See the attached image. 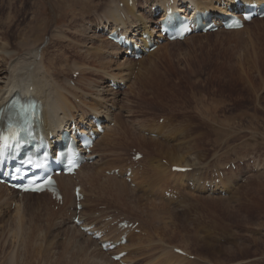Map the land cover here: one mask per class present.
Here are the masks:
<instances>
[{"label":"rangeland","instance_id":"obj_1","mask_svg":"<svg viewBox=\"0 0 264 264\" xmlns=\"http://www.w3.org/2000/svg\"><path fill=\"white\" fill-rule=\"evenodd\" d=\"M143 1L137 0L139 3ZM150 2H146L145 6ZM111 3L112 0H85L73 7L59 9V0H0V83L6 79L9 65H12L19 56L24 55L23 51H18L19 47L24 50L34 46L37 53L39 55L41 53V57L45 50L52 49L55 52L52 55L56 56L54 62L58 63L51 61L50 64H47L45 61V65L50 76L55 77L54 79L59 82L58 84L53 83V85L57 89L62 85L67 90L76 86L77 89L72 92L77 93L78 100L81 98V101L77 102L76 99L73 100L74 97L68 91H65L68 100L71 99L70 107L74 106L72 107L74 110L70 109L71 112L76 111L78 114L87 115V112H90L88 105L98 99L104 101L103 103L113 113L111 117H114V120L107 123L110 126L106 129V131L109 130L106 133L109 134L105 138L107 140L104 141V137H100L101 140L95 147V150L101 155L97 157L99 165L90 167L89 171L126 164L131 147L146 154L143 159L145 161L147 157L148 164L141 162V165H148L147 173L143 172L139 180L141 181L144 176H150L147 180L151 178L149 181L151 188L150 183L142 182V190H134L130 187L131 185L121 180L123 178L107 177L102 169L95 176L94 182L90 183V185L94 184L99 176L101 184L102 180L107 177V182H103L105 188L98 192L99 196L97 197L100 199L97 200L95 194L86 191V195H92V200L94 197L97 204L105 203L104 199L108 200L111 203L109 205L110 212L121 213L123 216L138 220L139 234L130 233L129 239L132 234V240L130 239L128 245L126 244V248L129 249L127 254L129 261H133L135 264H146L149 260L154 263V259L159 258L164 249L171 254L173 252L171 249L183 248L185 254V248L188 255H193V260L199 254L201 258L198 262L203 264H264V210H262L264 209V18L256 19L240 30H219L191 35L188 39H183L182 42L180 40L163 42L154 52L135 62L123 60L121 55H118L119 52L114 53L115 50L105 44L108 47L105 46L107 49H103L108 52L111 50V53L109 52L107 56L102 53L103 58L102 55L96 56V59L93 57L94 61L85 53L90 48L89 52H91L101 41L104 42L105 38L97 35L94 28L98 24L96 20L101 19L103 23L106 22L103 6L106 5L108 8ZM140 4L136 5L138 13L143 12L140 11L142 8ZM80 31L81 33H79ZM80 34L83 35L81 39ZM77 35L81 41L77 39ZM34 37L38 39L32 43L31 40ZM24 39L28 40V43L20 45L19 42ZM54 40L59 47L51 46ZM102 43L100 46L103 45ZM61 44H64L63 48H61ZM71 46L75 51H72ZM1 54L8 58L3 59ZM114 54L117 56H113ZM9 55L12 56L11 59H9ZM121 62L130 63L131 68L129 67L128 70L120 67ZM102 66L103 68H101ZM77 68L85 69L86 74L82 75L85 78L80 83L77 82L78 79L81 81L80 78H74L75 84L68 85V78H73L71 72ZM92 69L96 72H92ZM109 72L123 76V80L121 79L123 85L120 90L112 91L109 88ZM106 75L108 76L106 77ZM113 93L115 94L113 95ZM77 107L81 110H78ZM200 109L203 112L210 111L212 119L208 122L203 121L201 115H198ZM158 118L159 123L157 122ZM163 119L164 122H161ZM137 126H142L143 129ZM149 126L154 129L155 127L159 129L161 126L162 131L164 130L165 134L169 135L170 140L149 136L148 130L144 129ZM152 138L164 143L166 145L164 149L170 147L192 159L195 162L193 166L197 168L195 171L191 168L193 174L200 177L205 175L208 169L221 165L227 159L243 160L248 155L256 157L261 163V168L258 173L250 175L247 181L240 186H234L238 181H234V185L230 184H233V179L237 174L231 169L215 173L220 179L221 187L227 186L228 190L233 188L226 196L220 197L208 195L200 190L197 192L188 190L185 191V200L180 199L182 202L164 200L165 198H162L164 195L162 194L161 197V193H158L156 189H164L166 184H173V182L171 179L164 183L162 181L163 184L158 186L160 180H157L153 175L151 166L155 164V160L158 162V159L166 160L167 157L160 150L158 144L149 141ZM109 139L115 141L108 143ZM116 141L118 145L114 144ZM141 165L136 169H140ZM143 166L141 169L145 171L146 167L143 168ZM199 167L202 171L199 170ZM177 174L183 173L177 172ZM193 174L184 173L183 175L192 178ZM236 179L238 180L237 177ZM119 181L121 185L122 182L125 183V186L127 185V190L123 187H121L123 189L119 188L117 183ZM131 181L133 180L131 179ZM135 182L137 185L136 177ZM107 183L108 185L113 184V186L110 185L107 189L105 186ZM184 186L180 188L184 189L186 187ZM95 188L97 187L95 186ZM118 188L124 191L121 192ZM261 191L263 192L260 193ZM116 193H118V197ZM249 196H255L254 200ZM18 197H15L14 200L20 199ZM116 197L119 199L117 200ZM25 200L28 203L21 221L20 240L12 241L13 235L20 228L16 219L13 218L14 209L12 207L14 206L4 205L1 208L0 243L4 245V251L0 252V264H21L22 261L28 259L26 253L34 260L38 259L45 255L43 254L44 247L47 248L44 249L45 252L51 253L48 240H51L52 232L55 237L52 240L56 243L52 249L56 256L54 258L60 256L59 251H64L66 252L64 261L70 262L71 259H75L81 264L95 262L92 259L85 262L88 257L85 250L79 251L77 248L81 242L84 246L95 247V252H99L100 248L96 245L97 243L94 245L88 242L85 239V234L82 235L83 237L77 236L71 229L68 212L63 209H55L48 196L38 199L30 196ZM128 201L130 203H127ZM94 203L95 201L91 204L92 210ZM88 209L84 211L85 218H90L91 212L87 213ZM254 209L260 210L261 215L256 212L255 215L250 216V211ZM142 219L145 220V223L142 222ZM260 225L259 234L263 235L261 238L258 237L259 234L257 236L256 232H253V229ZM44 233H46L45 238H43ZM251 235L261 240L262 244L260 243L258 249L253 246V240L248 239ZM74 238L79 240L80 244L76 242L77 245H74ZM134 241L136 242L134 243ZM10 244L16 246L13 261L9 259L11 252L9 249L12 247ZM224 247L229 248L224 249ZM207 257L212 259V262L207 261ZM32 258L31 260L34 261ZM214 261L224 263H215ZM114 264L118 263L114 262Z\"/></svg>","mask_w":264,"mask_h":264},{"label":"bare ground","instance_id":"obj_2","mask_svg":"<svg viewBox=\"0 0 264 264\" xmlns=\"http://www.w3.org/2000/svg\"><path fill=\"white\" fill-rule=\"evenodd\" d=\"M85 1V0H84ZM83 0H59V4H58V8L59 9H65L67 7H73L74 5H77L79 3H82L84 2ZM122 1V7L120 8L119 7V2ZM164 0H155V2H162ZM182 3H188L190 6H192L193 8H198V9H209V10H212V9H215L217 8L216 6H214V3L215 2H220L221 0H181ZM233 1V0H232ZM128 0H112V3L109 4L108 8H106V5L103 6V12H105V17H106V22L108 23H111L113 25H120L121 27H123L124 29H127L128 27H133V26H136L137 28H140V27H148V25H150V20L147 21L148 17L147 15L143 14V12L141 13H138V9H137V6L135 5V3L132 1V4L129 5L128 4ZM249 2H251V0H249ZM110 3V2H109ZM177 4V3H176ZM141 7V6H140ZM177 7H181L183 8L181 5H178ZM180 11H183V9H180ZM165 13V11H164ZM164 13L161 15V16H164ZM74 20V19H73ZM72 20V21H73ZM71 21V22H72ZM75 21V20H74ZM73 21V23H74ZM89 21V20H88ZM105 22V21H104ZM149 22V23H148ZM71 25V24H70ZM69 26V25H68ZM72 26V25H71ZM82 28V27H81ZM81 28H79L80 30H82ZM84 29V28H83ZM76 30V29H75ZM86 30V29H84ZM237 30V29H236ZM79 31V30H78ZM91 31V30H90ZM89 31V32H90ZM61 32V31H60ZM59 32V33H60ZM76 32V31H74ZM88 32V30H87ZM216 32V31H215ZM58 33V34H59ZM68 33V32H66ZM72 33V32H71ZM81 33V31L79 32ZM83 33V31H82ZM86 33V32H84ZM63 34V33H62ZM76 35V33H75ZM62 36V35H61ZM72 36V34H71ZM78 36L77 35V39H78ZM83 36V35H82ZM81 34H80V39H81ZM90 36V35H89ZM56 37V36H55ZM59 37H60V34H59ZM58 38V37H57ZM76 38V37H75ZM74 38V39H75ZM90 38V37H89ZM37 37H34L31 42L32 43H35L37 41ZM76 39V40H77ZM78 39V40H80ZM91 39V38H90ZM99 39V38H98ZM185 39V38H184ZM188 39V38H187ZM59 40V39H58ZM92 40V39H91ZM97 40V39H96ZM66 41V40H65ZM81 41V40H80ZM95 41V40H94ZM98 41V40H97ZM101 41V40H100ZM69 42V41H68ZM178 42V41H176ZM182 42V41H181ZM186 42V41H185ZM20 45L21 44H27L28 43V40H21L20 42ZM56 40L53 41L52 45H57L56 44ZM64 43V42H63ZM66 43V42H65ZM102 43V41H101ZM100 43V44H101ZM67 44V43H66ZM65 44V45H66ZM69 44H71L69 42ZM100 44L97 45V47H95L91 52H89L91 50L86 52L85 54L88 56V57H95L96 59V56H101L102 53H104V56H107L109 54V52L111 51H107V50H104L103 48L107 49L106 47L109 46L110 49H113L115 50L114 53H118L119 52V49L118 47L112 43L111 41L109 40H106L104 39V42L102 43L103 45L100 46ZM105 44H107L108 46H106ZM174 44V43H173ZM64 45V44H63ZM61 44V48H63V46ZM68 45V44H67ZM73 45V44H71ZM77 46V44H75ZM74 45V47H75ZM36 46V45H35ZM58 46V45H57ZM106 46V47H105ZM34 47V46H33ZM33 47H29L27 49H20L21 47H19L18 51H23L24 52V55L23 56H19L17 58V60H15V62L12 64V65H9V72L7 73V76H6V79L3 80L4 82L3 83H0V105H4L5 102L9 99V97L17 92H26V91H31L32 94L36 97V98H39L41 99L42 101V112H43V118H44V121H45V124L46 126L51 130H56L62 126H64L65 124V121H69L71 120L72 118H74V114L71 112V110L73 109L72 107H70V100H68V96L65 94V91H68L69 94H71L75 100V98L77 97V93H73L72 91L77 89V87L75 86H72L71 88H68L70 90H67V89H64V87L62 86H59L60 88H56V86L53 85L54 84H58L59 82L57 80H55L54 78H52L49 74V71H48V68L47 66L45 65V61H47V64H50L51 61H53V63H58V62H54V60H56V56L54 57L52 54H55V52L51 49L50 51L48 50H45L44 53H42V57H41V53L40 55L37 53V49L33 48ZM49 47V46H48ZM59 47V46H58ZM57 47V48H58ZM66 47V46H65ZM72 47V51L74 50L73 46ZM68 48V47H67ZM77 48V47H75ZM71 49V48H70ZM66 50V48H65ZM26 51V52H25ZM68 51V49H67ZM75 51V50H74ZM77 51V49H76ZM104 51V52H103ZM117 51V52H116ZM76 53V52H75ZM111 53V52H110ZM20 54V53H19ZM48 54V55H47ZM50 55V56H49ZM28 56V57H27ZM40 56V57H39ZM1 57L4 59L6 56L4 54H1ZM8 58V57H6ZM12 56L9 55V59H11ZM38 58V59H37ZM42 58V59H41ZM102 58H103V55H102ZM106 58V57H105ZM40 59V60H39ZM94 59V58H93ZM91 59V60H93ZM94 59V61H95ZM101 59V58H100ZM62 60V59H61ZM106 60V59H105ZM104 60V61H105ZM108 60V59H107ZM2 61V60H1ZM127 61V60H125ZM109 63V62H108ZM122 63V62H121ZM120 63V64H121ZM63 64V62H62ZM106 64V63H105ZM111 64V63H110ZM117 64V63H116ZM115 64V65H116ZM62 66V65H61ZM106 66V65H105ZM104 66V67H105ZM63 67V66H62ZM120 67H123L125 69H128L129 67L131 68L130 66V63L128 62H123L121 64ZM84 68V67H83ZM83 68H77V70H79V74L77 76V78H80L81 81H78L77 82H82V79H84L85 77H83L82 75L85 73L86 74V71L84 72L85 69ZM103 68V66L101 67ZM122 68V69H123ZM105 69V68H104ZM120 69V68H119ZM121 69V71H122ZM76 70V69H75ZM118 70V69H117ZM129 70V69H128ZM92 72H96L94 71V69L91 70ZM120 71V70H119ZM120 71V72H121ZM99 72V71H98ZM131 72V71H130ZM102 73V72H101ZM106 74V73H105ZM108 75H106L107 77ZM110 78H114V77H119L123 80V76H121V74H116L114 75V73L112 74V72H109V76ZM116 79V78H114ZM120 79V80H121ZM86 80V79H85ZM84 80V81H85ZM113 81V80H112ZM114 82V81H113ZM115 83V82H114ZM134 83V82H133ZM84 84V82H83ZM90 84L93 86V84L90 82ZM144 86V85H143ZM103 89V88H101ZM98 90V89H97ZM108 90V89H107ZM77 91V90H76ZM103 91V90H102ZM98 92V91H97ZM101 92V91H100ZM99 92V94H100ZM108 92V91H107ZM82 94V93H81ZM115 93H113L114 95ZM96 95V94H95ZM102 95H103V92H102ZM80 96V95H79ZM97 96V95H96ZM103 97V96H102ZM105 97V96H104ZM103 97V98H104ZM71 98V97H70ZM99 98V97H98ZM102 98V100H103ZM78 99V97H77ZM81 99V98H80ZM81 101V100H80ZM83 101V100H82ZM114 101V100H113ZM104 102V101H103ZM102 101L100 100H94L92 103H90L88 105V111H90L91 113H94V114H97L98 116H102L104 117L106 120H109L111 119V115L112 113L110 112V109H108L109 107H107L106 104H104ZM112 105V104H111ZM85 106V105H84ZM86 107V106H85ZM111 107V106H110ZM72 108V109H71ZM82 108V107H81ZM71 109V110H70ZM78 109V107H77ZM83 109V108H82ZM74 110V109H73ZM78 110H81V109H78ZM86 110V109H85ZM120 110V109H119ZM87 111V110H86ZM201 111V112H200ZM86 113V112H85ZM88 113V112H87ZM211 112L210 111H206V112H203L201 109L198 111V115H201V119L205 122H208V120L212 119V114H210ZM78 116L80 117H84V113H81V114H78ZM135 124V123H134ZM156 126V125H155ZM138 127V126H137ZM140 127V126H139ZM138 127V128H139ZM157 127V126H156ZM151 128V126L147 127V128H144V129H147L149 134L150 133H156V137L155 138H162L163 140L164 139H169V135L165 134V131L163 132L162 131V127L160 126V128ZM159 127V126H158ZM120 128V127H119ZM134 128V127H133ZM140 128L143 129V127L141 126ZM110 129V128H109ZM114 129V128H113ZM112 129V130H113ZM111 130V129H110ZM118 130V129H117ZM109 130H105V134H104V141L107 140L105 139L106 136H108L106 133L108 132ZM171 131V130H170ZM115 134V132H113ZM112 133V134H113ZM117 133V132H116ZM160 133V134H158ZM125 134V133H124ZM126 135V134H125ZM129 135V134H128ZM174 135V134H173ZM171 135V136H173ZM112 136V135H111ZM115 136V135H114ZM116 137V136H115ZM115 137H113L115 139ZM138 137V136H137ZM143 137V136H142ZM176 137V136H175ZM144 138V137H143ZM142 140H147L146 138H144ZM151 138V137H150ZM155 138H152L151 140L149 141H152L153 143L155 144H158L160 146V150L165 154V157L166 160L164 161L165 163H163L162 161H160L158 159V162H156L155 160V164H154V161H153V166H151V169H152V172H153V175L155 176V178L157 180H160V183L158 186H161V184L167 181H169L171 179V181H174V185L178 186V187H182L185 185L184 180L183 178L185 179V175H183L184 173L185 174H193V171L192 172H182L183 174H177V172H173L170 170V166L171 165H176V166H192L195 162H193L192 159H189L187 158V156H184L183 154H181L180 152H176L174 151L173 149H171L170 147H167L166 149H164V147L166 145H164V143H162L161 141H158L157 139ZM114 139H109L108 140V143L109 142H114L115 140ZM127 139V138H126ZM103 140V139H102ZM122 140V139H121ZM128 140V139H127ZM130 140V139H129ZM133 141V140H132ZM139 142V141H138ZM172 142V141H171ZM114 144H117V141L114 143ZM113 144V145H114ZM112 145V146H113ZM98 146V145H97ZM178 148V147H177ZM150 149V148H149ZM148 150V149H146ZM188 152V151H187ZM98 153V152H97ZM103 153V152H102ZM190 154V152H189ZM99 155V153H98ZM101 156V155H100ZM102 160V159H101ZM160 161V162H159ZM168 163V165H167ZM95 164V165H94ZM99 165V160H96L95 162H93L92 164H88V165H82L80 167V170L78 171V173L73 177L71 176H68V175H59L57 177V180H58V186L62 192V205L63 207L65 208H69L70 206H75V201H74V196H73V186L78 183L81 185L82 187V192L84 194V201L82 202V205L84 206V211L88 209L92 214L94 211L92 210L91 207H89L87 205V197H86V190H85V187L83 188V185L85 186V184L88 182L89 184L90 183H93L94 182V178L96 175H98L99 172H101V170L103 169H97V170H93L94 171H89L90 167L92 166H98ZM105 167V166H104ZM144 168V167H143ZM146 170L145 171H142L147 173V167L145 168ZM84 171V173H83ZM198 171V170H197ZM231 171V170H230ZM228 174V172H227ZM226 174V175H227ZM82 176L80 179L77 177ZM194 177L190 178L192 179L193 181H195L194 179H199L201 178L199 175H196L195 173L193 174ZM190 176V175H189ZM223 176V175H222ZM252 176V175H251ZM135 177H136V172L134 171L133 172V175H132V180L135 182ZM148 177L150 176H144L143 179L140 181L138 180V183H141L142 182L144 184L146 183H150V188H151V182ZM225 177V176H224ZM234 177V176H233ZM236 177V175H235ZM255 177V176H254ZM116 179V177H114ZM222 178V177H221ZM230 178V177H229ZM77 179V181H76ZM113 180V179H111ZM220 180V179H219ZM226 180V179H225ZM121 181V180H120ZM119 181V182H120ZM132 181V182H133ZM163 181V183H162ZM229 181V180H228ZM227 181V182H228ZM231 181V180H230ZM118 183V186H120L119 188L123 187L125 190H127V185L125 186V183L122 182V185H121V182ZM232 182V181H231ZM136 183V182H135ZM137 183V185H138ZM221 183V182H220ZM115 184V183H114ZM172 184V183H171ZM231 185H233L232 183H230ZM229 184V185H230ZM213 186H215L216 184L213 183L212 184ZM221 185V184H220ZM226 185V184H225ZM217 186V185H216ZM223 186V185H222ZM117 187V186H116ZM126 187V188H125ZM129 187V186H128ZM155 187V186H154ZM204 186L200 185L199 183L197 184V186H194L195 189L197 190H202ZM227 187V186H226ZM226 187H223L225 189H227ZM121 191V189H119ZM254 188V187H253ZM259 188V187H258ZM262 188V186H261ZM209 189H211V187H209ZM257 189V188H256ZM113 190V189H112ZM263 190V189H262ZM116 191V190H115ZM124 190H122L121 192H123ZM129 191V190H128ZM127 191V193H128ZM259 191V190H257ZM86 192V193H85ZM114 192V191H113ZM112 192V193H113ZM117 192V191H116ZM121 192L118 193L121 194ZM126 192V191H125ZM263 191H261L260 193H262ZM118 193L117 194V197H118ZM161 194L164 195V192L161 190L160 192ZM250 193V192H249ZM256 193V192H255ZM93 194H95L93 192ZM125 193H123L124 195ZM134 194V193H133ZM248 194V193H247ZM258 194V192H257ZM256 194V195H257ZM17 195V194H16ZM129 195V194H128ZM30 196H33V197H36L37 199L38 198H43L45 197V194L44 193H40L39 195H36V194H32V193H24L22 195H20V199H17V200H14L15 198V194H14V191L13 190H10L8 189L7 187L3 186L0 184V212H1V208L4 206V205H8V206H11V204L13 203L14 201V211H13V218L16 219V223L20 226L19 228V231H17V233H15L13 236L14 238L12 239V241H17V240H20L19 238L21 237V221L23 219V213H24V210L25 208L27 207V203H26V200L28 197ZM122 196V194H121ZM121 196L119 195V198L121 199ZM125 196H127L125 194ZM131 196V195H130ZM129 196V197H130ZM262 196V195H261ZM116 197V198H117ZM138 197V196H137ZM247 197V196H246ZM252 197V196H249V198ZM264 197V196H263ZM117 198V200L119 199ZM126 198V197H125ZM128 198V196H127ZM143 198V197H141ZM255 198L252 197V199ZM12 199V200H10ZM94 199V197H93ZM97 199V198H96ZM124 199V197H123ZM248 199V197H247ZM251 199V201H252ZM227 200V199H226ZM250 200V199H249ZM254 200V199H253ZM95 199L92 201L94 202ZM122 201V200H121ZM124 202V200H123ZM256 202V201H255ZM125 203V202H124ZM127 203H130V201H128ZM133 203V202H131ZM259 203V202H258ZM95 205V203H94ZM130 205H133V204H130ZM258 205V204H257ZM259 206V205H258ZM7 207V206H5ZM29 207V206H28ZM263 208V207H262ZM264 210V209H262ZM84 211H81V216L84 218L85 216V213ZM246 211V210H245ZM244 211V212H245ZM257 212L258 215H261L260 214V210H257V209H254L252 211H250V216H253L252 214L255 215V213ZM262 213V211H261ZM62 214V213H61ZM75 214V213H72V215ZM89 214V215H90ZM63 216V215H62ZM256 217V216H255ZM258 217V216H257ZM62 218V217H61ZM243 218H246L245 216H243ZM85 219V218H84ZM61 222V221H60ZM142 222L145 223V220L142 219ZM64 223V222H63ZM259 223V222H258ZM8 224V222H7ZM146 224H148L146 222ZM153 225V223H152ZM151 225V226H152ZM61 226V225H60ZM246 228H248L247 226H245ZM181 228H184V227H181ZM255 228V227H253ZM258 228V229H257ZM257 228L253 229V232L255 233L256 232V235L259 234L260 232V229H261V225L258 226ZM71 229L75 231V233L77 234V236L79 237H83L82 235H84L78 227H76L75 225H73V223L71 224ZM60 230V229H59ZM49 232V231H48ZM58 232V231H57ZM49 235V233H48ZM56 235V234H55ZM59 235V234H58ZM264 235V234H263ZM262 234H259V238H261L263 236ZM86 238V240L88 242H90L91 244H96L95 240H93L91 237H87L86 235H84ZM46 237V233H44L43 235V238ZM50 237H51V240H48V246H49V250L51 251V253H47L44 251V249H47L46 247L43 248V254H45L44 256H41L39 257L38 259L36 258L35 261L28 253H26L28 259L27 261H22L21 264H81V262H78L76 261L75 259H71L70 262H67L66 260L64 261L63 258L65 259L66 255L64 251H59V257L57 258H54L56 257L54 255V252L52 251V249L55 247L54 245L56 244L55 241L52 240V238H55L54 235H53V232L50 234ZM132 237V236H131ZM199 237V236H198ZM201 237V236H200ZM258 237H254V235H251L250 238H248L249 240H253L252 244L253 246L255 247V249H258V247L260 246V243L262 244V242H260L261 240H258L257 238ZM48 238V237H47ZM46 238V240H47ZM76 242L79 243V240H77L76 238H74V245H77ZM81 242V241H80ZM128 242V241H127ZM170 243V242H169ZM12 247L11 249H9L10 252V255H9V259L13 261V254L16 250V246L15 245H12L10 244ZM126 245V244H125ZM128 245V244H127ZM127 245L125 247H127ZM4 245H2V243H0V252L4 251ZM138 246V244L136 245V247ZM251 246V245H250ZM244 247V245H243ZM226 248H229V247H224V249ZM139 249V248H138ZM183 249V248H182ZM2 250V251H1ZM77 250L79 251H82V250H85L86 254L88 257H86L85 259V262H87L88 260L92 259L93 261V264H114V262L111 261V259H109V255H106L102 250L99 249V252H95V247L91 248L89 246H84L83 245V242H81V245L77 248ZM185 250V254L183 255H180V254H169V252L164 249L163 252L161 253V255H159V258H155L154 259V263L150 262L149 260L146 262V264H203V263H200L198 262L199 259L201 258V256L199 254H197L196 258H194L195 260L191 259L190 258V255L187 254V250L184 248ZM252 252V251H251ZM3 253V252H2ZM47 253V254H46ZM8 254V253H7ZM34 260L32 261L31 258ZM187 256H189L188 258H186ZM21 257V256H20ZM25 257V256H23ZM207 261H211L212 262V259H210L209 257H207ZM24 259V258H23ZM131 259V258H129ZM205 260V259H203ZM255 260V259H254ZM19 262V261H18ZM131 262V261H130ZM206 262V261H204ZM215 262V261H214ZM14 263V262H13ZM84 263V262H82ZM215 263H224V262H215ZM256 263V262H254ZM88 264V263H87ZM207 264V263H206ZM252 264V263H251Z\"/></svg>","mask_w":264,"mask_h":264}]
</instances>
